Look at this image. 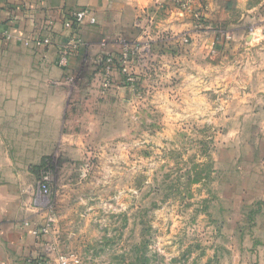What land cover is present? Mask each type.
<instances>
[{
    "label": "crops",
    "instance_id": "0c3cea01",
    "mask_svg": "<svg viewBox=\"0 0 264 264\" xmlns=\"http://www.w3.org/2000/svg\"><path fill=\"white\" fill-rule=\"evenodd\" d=\"M180 1L0 0L12 36L0 37V264H60L41 176L49 158L82 151L94 97L132 104L140 88L166 82L172 103L186 96L175 89L194 81L198 98L214 90L244 104L252 135L264 137V0ZM83 10L96 24L66 29ZM75 34L81 44L62 66ZM40 39L50 44L36 46ZM256 151L264 153V139ZM252 165L264 205V154Z\"/></svg>",
    "mask_w": 264,
    "mask_h": 264
},
{
    "label": "rangeland",
    "instance_id": "374dc122",
    "mask_svg": "<svg viewBox=\"0 0 264 264\" xmlns=\"http://www.w3.org/2000/svg\"><path fill=\"white\" fill-rule=\"evenodd\" d=\"M162 83L132 104L94 97L86 145L52 162L42 202L57 255L118 264L145 243L150 264H264L256 122L214 90L198 98L194 81L170 103Z\"/></svg>",
    "mask_w": 264,
    "mask_h": 264
},
{
    "label": "built area",
    "instance_id": "2783aa9c",
    "mask_svg": "<svg viewBox=\"0 0 264 264\" xmlns=\"http://www.w3.org/2000/svg\"><path fill=\"white\" fill-rule=\"evenodd\" d=\"M180 2L183 6H186L188 4L186 0H181ZM86 22H89L91 25H93L96 24L97 20L89 11L83 10L74 13L73 16L68 21L65 22L64 26L68 30L75 31V28L77 26L84 25ZM0 37H5V39H7L8 41L12 40V36L9 34L7 30H4L2 23H0ZM48 44H50L49 39H44V40L40 39L39 41L35 42V45L38 47ZM80 44H81V40L75 34L72 40L69 43H67L62 49V53L60 56V65L66 66L68 64L70 54L78 50ZM128 58H129V51L126 49V51L124 52V60H128ZM105 61H106L105 63H107L110 66L116 62V58L113 55H108L105 58ZM51 183H52V170L50 168H45L42 172L41 185H40V192L44 197H48L50 195ZM44 232H46V230ZM58 258L60 264H69L68 260L65 257L59 256Z\"/></svg>",
    "mask_w": 264,
    "mask_h": 264
},
{
    "label": "trees",
    "instance_id": "16d2710c",
    "mask_svg": "<svg viewBox=\"0 0 264 264\" xmlns=\"http://www.w3.org/2000/svg\"><path fill=\"white\" fill-rule=\"evenodd\" d=\"M51 160H52L51 158L46 160L44 165H46L45 167L53 170V165H52ZM144 234H145V232H144ZM144 234H143V236H144ZM143 236H142V238H143ZM147 246H148L147 244L142 243V245H137L132 249V251H130V252H135L136 259L134 261H128L127 254L123 253V255H121L119 258L120 261L118 264H150L151 259L147 256V250H148Z\"/></svg>",
    "mask_w": 264,
    "mask_h": 264
}]
</instances>
